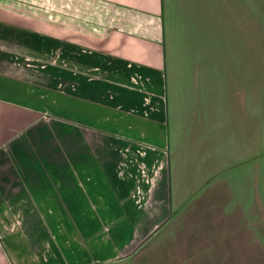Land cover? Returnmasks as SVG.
Listing matches in <instances>:
<instances>
[{
	"label": "crops",
	"instance_id": "0c3cea01",
	"mask_svg": "<svg viewBox=\"0 0 264 264\" xmlns=\"http://www.w3.org/2000/svg\"><path fill=\"white\" fill-rule=\"evenodd\" d=\"M28 1L0 0V264H57L41 236L91 211L142 214L126 256L167 222L169 159L202 137L228 55L173 41L167 0Z\"/></svg>",
	"mask_w": 264,
	"mask_h": 264
},
{
	"label": "rangeland",
	"instance_id": "374dc122",
	"mask_svg": "<svg viewBox=\"0 0 264 264\" xmlns=\"http://www.w3.org/2000/svg\"><path fill=\"white\" fill-rule=\"evenodd\" d=\"M46 5L45 12L61 13V4ZM165 16L179 36L173 41L213 44L223 62L228 55L224 71L215 63L213 115L202 137L190 136L191 147L172 161V174L167 163L168 220L123 257L138 212H111V223L91 211L84 220L52 225L51 236L41 237L57 264H264V0H167ZM29 68L12 71L27 79Z\"/></svg>",
	"mask_w": 264,
	"mask_h": 264
},
{
	"label": "water",
	"instance_id": "95a60500",
	"mask_svg": "<svg viewBox=\"0 0 264 264\" xmlns=\"http://www.w3.org/2000/svg\"><path fill=\"white\" fill-rule=\"evenodd\" d=\"M159 229V227H157L151 234H150V236L152 235V234H154L157 230ZM149 236V237H150Z\"/></svg>",
	"mask_w": 264,
	"mask_h": 264
}]
</instances>
